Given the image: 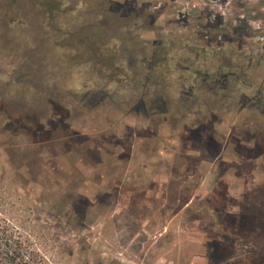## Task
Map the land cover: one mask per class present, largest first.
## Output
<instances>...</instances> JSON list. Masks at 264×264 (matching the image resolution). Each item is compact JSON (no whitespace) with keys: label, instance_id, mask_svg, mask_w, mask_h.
<instances>
[{"label":"rangeland","instance_id":"374dc122","mask_svg":"<svg viewBox=\"0 0 264 264\" xmlns=\"http://www.w3.org/2000/svg\"><path fill=\"white\" fill-rule=\"evenodd\" d=\"M0 212L40 264H264V0H0Z\"/></svg>","mask_w":264,"mask_h":264},{"label":"trees","instance_id":"16d2710c","mask_svg":"<svg viewBox=\"0 0 264 264\" xmlns=\"http://www.w3.org/2000/svg\"><path fill=\"white\" fill-rule=\"evenodd\" d=\"M101 46L105 51L101 52L102 66L109 67L114 60L115 52L111 49L107 54L106 42H102ZM124 70L123 67L119 69L121 73ZM135 87L140 95L146 90L144 85L141 86V82ZM41 262L43 259L35 250L29 248L28 245L24 246L17 227L9 219L4 218L0 212V264H40Z\"/></svg>","mask_w":264,"mask_h":264},{"label":"flooded vegetation","instance_id":"af4514ba","mask_svg":"<svg viewBox=\"0 0 264 264\" xmlns=\"http://www.w3.org/2000/svg\"><path fill=\"white\" fill-rule=\"evenodd\" d=\"M194 63H197V61H195ZM153 68V65L149 68L150 70ZM205 78L202 80V82L204 83V85L207 86V88L209 90H212V89H215L217 87H220L221 85H223V88H224V85H226V83H228V80L229 78L231 77H234L235 76V73L234 72H223L221 71L220 69L217 70L215 73H205ZM194 76L195 77H199L200 76V73L198 70H196L194 72ZM145 84H144V87L147 88V86H149V83L151 82L150 81V77H146L145 78ZM157 83V81H156ZM150 94V91L148 89H146L141 95H139L138 97V102L139 104H142L143 106V109H145L146 105H148L147 107L149 109H151V107H153V101H151L152 99L151 98H156L158 96V99L161 101L162 105L164 106V101H163V98L162 96H159L158 94H154L153 96H151L150 98L147 97V95ZM256 96L253 97V99H255ZM248 102L252 100V97L251 98H248L247 99ZM145 106V107H144Z\"/></svg>","mask_w":264,"mask_h":264},{"label":"built area","instance_id":"2783aa9c","mask_svg":"<svg viewBox=\"0 0 264 264\" xmlns=\"http://www.w3.org/2000/svg\"><path fill=\"white\" fill-rule=\"evenodd\" d=\"M228 4V2H226L225 4H224V8H225V6ZM196 6H198V5H196L195 3L194 4H192V8H196ZM223 8V6L222 5H220L219 6V10L217 11L218 12V14H220L221 16H225V9H222Z\"/></svg>","mask_w":264,"mask_h":264}]
</instances>
